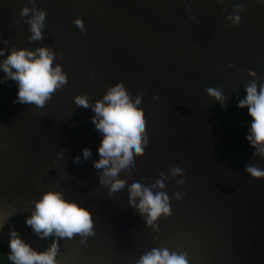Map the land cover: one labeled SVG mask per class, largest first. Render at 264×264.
Wrapping results in <instances>:
<instances>
[{
    "label": "water",
    "instance_id": "water-1",
    "mask_svg": "<svg viewBox=\"0 0 264 264\" xmlns=\"http://www.w3.org/2000/svg\"><path fill=\"white\" fill-rule=\"evenodd\" d=\"M41 10L42 38L32 39L29 21ZM39 48L54 53L52 67L67 78L43 107L14 103L17 83L0 70V241L7 248L15 229L38 253L55 240L57 264H137L153 249L184 254L188 264H264V179L246 172L264 169V156L253 155L251 118L237 107L251 82L264 85V0H0V63L13 49ZM120 81L140 101L146 143L115 178L125 190L113 194V178L103 183L104 169L94 166L102 133L92 117ZM134 183L166 193L170 215L149 225L130 203ZM48 191L87 209L91 234L41 238L27 225Z\"/></svg>",
    "mask_w": 264,
    "mask_h": 264
},
{
    "label": "clouds",
    "instance_id": "clouds-1",
    "mask_svg": "<svg viewBox=\"0 0 264 264\" xmlns=\"http://www.w3.org/2000/svg\"><path fill=\"white\" fill-rule=\"evenodd\" d=\"M29 9L23 8L22 16H27ZM45 11L41 10L29 21L32 39H41V28L44 26ZM238 25L240 17L232 18ZM74 23L82 27L83 21L77 18ZM0 55L3 51L0 50ZM54 53L48 48H39L35 52L25 49H13L3 63H0L7 79L17 83V96L14 103L31 104L43 107L51 94L62 84L66 83V75L59 65L52 67ZM15 71H14V70ZM250 75H255L249 71ZM208 94L223 103L224 97L218 89L209 88ZM246 95L237 105L247 109L251 124L246 139L249 146L255 149L253 155L264 156V85L251 82L245 88ZM155 99H159L156 97ZM76 103L88 107L86 97H77ZM139 99L133 101L123 82L113 84L101 100L93 108L95 116L92 122L102 133L97 152L100 159L95 162L97 169L103 168L101 177L113 178L111 191L113 194L122 193L125 186L115 179L121 172H126L133 163V154L143 155L142 141L146 143V121L141 111ZM85 158L91 155L89 148L82 149ZM79 157H76L78 160ZM111 165V167H109ZM180 170H174V174ZM246 172L254 179H264V169L255 166L246 168ZM163 188V184L159 183ZM130 203L138 208L141 214H147V223L151 225L162 214L170 215L168 196L164 192L153 193L147 187L134 183L128 189ZM136 198L140 203L135 204ZM25 223L41 235V238L55 234L56 237L71 238L75 233L91 234L93 221L91 213L73 201L66 200L59 192H45L35 203V210ZM7 253H0V264H57L55 256L58 245L54 240L44 252H37L23 241L15 229L11 230ZM137 264H188L184 254L169 253L167 249H153L143 255Z\"/></svg>",
    "mask_w": 264,
    "mask_h": 264
},
{
    "label": "trees",
    "instance_id": "trees-1",
    "mask_svg": "<svg viewBox=\"0 0 264 264\" xmlns=\"http://www.w3.org/2000/svg\"><path fill=\"white\" fill-rule=\"evenodd\" d=\"M9 249L0 241V253H7Z\"/></svg>",
    "mask_w": 264,
    "mask_h": 264
}]
</instances>
